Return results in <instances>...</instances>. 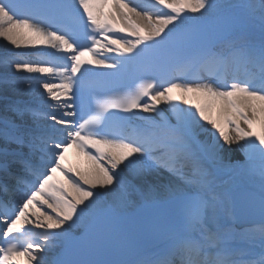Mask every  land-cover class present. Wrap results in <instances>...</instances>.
<instances>
[{
  "label": "snow or ice",
  "instance_id": "1",
  "mask_svg": "<svg viewBox=\"0 0 264 264\" xmlns=\"http://www.w3.org/2000/svg\"><path fill=\"white\" fill-rule=\"evenodd\" d=\"M0 40V264H264V0H0Z\"/></svg>",
  "mask_w": 264,
  "mask_h": 264
},
{
  "label": "bare ground",
  "instance_id": "2",
  "mask_svg": "<svg viewBox=\"0 0 264 264\" xmlns=\"http://www.w3.org/2000/svg\"><path fill=\"white\" fill-rule=\"evenodd\" d=\"M230 2H235V0H230ZM4 43H5V42H4L3 40H0V51L3 50ZM86 162H87L86 160H84V161L80 160V164L85 165V166H82V165H81L80 168H82V169L87 168V167L89 166V163H86ZM221 179H222L223 181H229V180L232 179V177H230V176L227 175V174H224V175L221 176Z\"/></svg>",
  "mask_w": 264,
  "mask_h": 264
}]
</instances>
